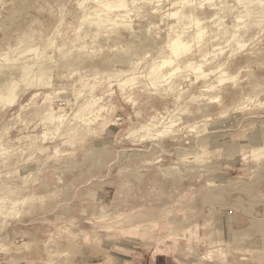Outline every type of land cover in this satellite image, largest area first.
Instances as JSON below:
<instances>
[{
	"label": "rangeland",
	"instance_id": "obj_1",
	"mask_svg": "<svg viewBox=\"0 0 264 264\" xmlns=\"http://www.w3.org/2000/svg\"><path fill=\"white\" fill-rule=\"evenodd\" d=\"M264 0H0V264H264Z\"/></svg>",
	"mask_w": 264,
	"mask_h": 264
},
{
	"label": "bare ground",
	"instance_id": "obj_2",
	"mask_svg": "<svg viewBox=\"0 0 264 264\" xmlns=\"http://www.w3.org/2000/svg\"><path fill=\"white\" fill-rule=\"evenodd\" d=\"M264 168V167H263ZM264 260V258H262Z\"/></svg>",
	"mask_w": 264,
	"mask_h": 264
}]
</instances>
